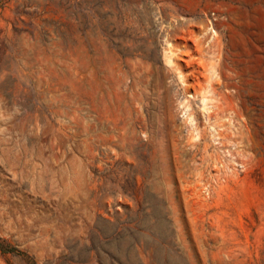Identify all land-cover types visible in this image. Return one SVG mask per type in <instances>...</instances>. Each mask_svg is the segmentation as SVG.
<instances>
[{
    "label": "rangeland",
    "instance_id": "374dc122",
    "mask_svg": "<svg viewBox=\"0 0 264 264\" xmlns=\"http://www.w3.org/2000/svg\"><path fill=\"white\" fill-rule=\"evenodd\" d=\"M0 264H264V0H0Z\"/></svg>",
    "mask_w": 264,
    "mask_h": 264
}]
</instances>
